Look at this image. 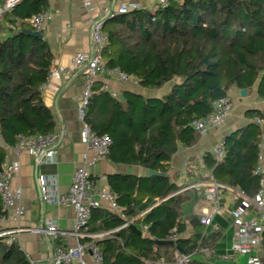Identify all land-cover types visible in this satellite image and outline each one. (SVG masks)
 Masks as SVG:
<instances>
[{
    "label": "trees",
    "instance_id": "trees-1",
    "mask_svg": "<svg viewBox=\"0 0 264 264\" xmlns=\"http://www.w3.org/2000/svg\"><path fill=\"white\" fill-rule=\"evenodd\" d=\"M47 8L48 0H20L2 14L0 135L12 146L20 135L55 130V119L41 89L49 77L53 51L44 37L25 31L34 30L29 18ZM104 29L108 40L101 54L107 69L127 72L146 89L157 90L167 83L170 87L161 96L125 90L119 98L94 81L85 120L98 135L110 137L107 157L158 174L117 172L108 176L122 212L146 225L145 234L134 232L130 225L121 227L127 219L120 214L95 207L87 231L107 234L82 240L97 244L102 264H176L177 249L191 253L210 242L202 236L194 215L189 220L195 235L183 236L187 227L183 204L196 189L180 190L183 186L170 177V161L180 147L198 142L200 135L192 121L210 113L215 100L241 88L264 100V0L172 1L154 10L135 8L118 13L105 20ZM245 117L241 127L224 136V156L216 159L207 150L202 164L211 179L252 197L261 187L262 127L255 118L264 120V107L246 109ZM4 159L0 148V168ZM172 234L175 244L156 241ZM260 247L264 264V231ZM0 264H30L9 235H0ZM190 264L206 263L193 259Z\"/></svg>",
    "mask_w": 264,
    "mask_h": 264
},
{
    "label": "crops",
    "instance_id": "crops-1",
    "mask_svg": "<svg viewBox=\"0 0 264 264\" xmlns=\"http://www.w3.org/2000/svg\"><path fill=\"white\" fill-rule=\"evenodd\" d=\"M4 1L0 0V9H2ZM86 1H90L92 11H88L85 5ZM121 3H137L140 8L155 9V4L151 0H48L47 19L42 32L53 51L51 68H69L72 58L77 52L96 54L97 50L94 49L91 41L89 18L91 16L104 17L110 10L116 11ZM2 14L3 12L0 10V22L3 24L5 21H3ZM102 60L106 63L104 58ZM95 80L100 81L102 85L107 83L112 90L118 92L119 98L125 90H134L148 96H161L168 91L166 84L157 90L146 89L138 84L123 82L110 72L98 73ZM87 82L88 78L83 72L74 74L65 72L61 75L49 76L47 82L41 86L43 101L55 119L53 132L62 133L55 156L37 157L29 149L22 150L17 156L13 146L7 144L0 135V148L5 152L2 166L14 159H18L21 164L20 170L10 178V182L14 187H21V205L24 208V215L16 218L4 209L0 198V229L20 228V231L9 235V240L14 239L19 244L30 260V264H53V256L59 246L69 247L80 240L69 233L75 222L74 206L58 203L54 198L67 192L75 168L80 166L84 160L86 142L82 131L83 123L78 115V98ZM168 86L170 87V84ZM149 90L152 92L149 93ZM239 90L232 89L229 93L236 102L240 103L237 104V111H231L218 129L211 130L206 136H200L195 145L180 147L170 161V177L183 186L180 190L195 188L196 195H202L197 198L193 193L192 197L183 204L182 218L187 226L183 236L192 237L195 235L196 228L189 220V216L194 215L201 224L202 236H205L206 240L210 242L208 246L212 248L213 255L207 260H204L200 255H194L193 259L206 264L232 262L247 264L248 260V255L232 250V238L237 231V225L231 217V209L239 203L235 199L236 188L228 185L220 187L217 192L218 198H216L207 192L205 185H202L211 179L208 177L210 171L205 169L202 164L203 153L211 150L219 139L241 127L247 121L246 109L253 106L264 107V100L257 99L255 93H247L246 96H242ZM248 97L253 101L249 102ZM93 154V151L89 152V156ZM258 161V166L261 163L264 164V155L263 159ZM117 172L143 176L148 173V169L141 165L116 163L108 157L101 159L91 167V174L96 184L109 191L111 190L108 176ZM41 176H45L47 179L46 193L42 191L39 182ZM100 207L126 218L122 209L116 211L105 202ZM205 213H209L212 217L211 223L208 225L200 222L201 215ZM258 216L259 211L253 206L248 208V212L245 214L246 218H257ZM126 219L128 220V218ZM51 221L57 223L61 232L54 234L28 229L45 228ZM132 224L136 225L142 234L147 232L143 231L141 225L135 220ZM169 237L167 239H170ZM176 251L181 250L177 249ZM255 252L260 255L261 247L255 249ZM85 257L88 261L90 260L87 253Z\"/></svg>",
    "mask_w": 264,
    "mask_h": 264
},
{
    "label": "built area",
    "instance_id": "built-area-1",
    "mask_svg": "<svg viewBox=\"0 0 264 264\" xmlns=\"http://www.w3.org/2000/svg\"><path fill=\"white\" fill-rule=\"evenodd\" d=\"M20 0H5L2 12L11 10ZM158 6H167L172 1L179 0H151ZM85 5L88 11H92L90 1H86ZM140 8L137 3H121L116 11L110 10L104 17L89 18L91 41L96 54L87 52H77L72 58L71 66L69 68H50L49 76L61 75L65 72L77 73L83 72L88 82L78 98V115L83 123V137L86 142V152L83 155V163L76 167L73 174L69 189L67 192L57 195L54 200L61 204H70L74 206L76 211L75 222L73 229L69 231L70 234L80 238L75 245L69 247L59 246L53 256V264H102L103 255L99 247L93 241H82L83 237L99 238L107 232H88V223L92 208L103 206V202L107 203L112 209L121 211V207L115 200L114 195L107 189L100 188L91 174V167L99 162L101 159L107 157L111 139L108 135H98L85 120L86 108L90 95L92 93L93 83L98 73L110 72L115 74L123 82H131L135 85L138 80L115 67L107 69L102 60V54L105 44L108 40V34L104 29L106 18H111L118 13H127L132 9ZM47 19V11H41L33 14L29 20L34 30L42 31ZM102 89L108 91L113 97H118V92L112 90L107 83L102 85ZM231 112L230 96H223L213 102V110L202 118L192 121V126L200 136H206L211 130L218 129L225 118ZM255 121L261 125V143L259 160L263 159L264 155V120L255 118ZM61 132H52L48 134L37 133L34 135H20L19 140L13 145L15 154L18 156L22 150L29 149L37 157L47 156L53 157L58 152V145L61 140ZM93 151V155L89 156V152ZM211 152L216 159H221L225 153V138L222 137L212 147ZM21 164L18 159H14L0 168V198L4 209L13 214L14 217H21L24 215V208L21 205V187H14L11 185L10 178L20 170ZM261 175V187L257 193L250 197L244 191L235 189V199L239 203L231 209V217L237 225V231L232 238V250L234 252L248 255L247 264H263L259 255L255 252L260 246L262 239V232L264 231V164L258 166ZM42 191L46 193L47 179L45 176L39 178ZM201 185V184H196ZM202 185L207 187V192L217 197V192L220 187L225 185L210 179L209 182H204ZM47 198V197H46ZM255 207L259 211V216L246 218L245 214L248 208ZM123 215V214H122ZM211 215L209 213L202 214L200 222L208 225L211 223ZM135 219H128L121 227L128 226L134 222ZM143 231H147L146 225H141ZM31 230H41L43 232L57 234L61 232L58 229L57 223L51 221L45 228H28ZM18 229H6L0 231V235H10ZM174 239L175 235L169 237ZM10 239L9 241H11ZM86 253L90 260L86 259ZM194 255H200L204 260H207L213 255V250L208 245H199L193 252L187 253L183 251H176V264H190Z\"/></svg>",
    "mask_w": 264,
    "mask_h": 264
},
{
    "label": "water",
    "instance_id": "water-1",
    "mask_svg": "<svg viewBox=\"0 0 264 264\" xmlns=\"http://www.w3.org/2000/svg\"><path fill=\"white\" fill-rule=\"evenodd\" d=\"M26 32L34 35V36H38V37H43V32L42 31H38V30H32V29H25ZM239 93L242 95V96H246L247 95V89L246 88H241L239 90ZM120 98H123V95L120 94ZM152 174H158L157 171L155 170H152V169H149L148 170V175H152ZM130 227L131 229L138 233V234H142V231L140 229L137 228L136 225L134 224H130ZM158 243L160 244H174L175 243V240L173 239H163V240H156Z\"/></svg>",
    "mask_w": 264,
    "mask_h": 264
},
{
    "label": "rangeland",
    "instance_id": "rangeland-1",
    "mask_svg": "<svg viewBox=\"0 0 264 264\" xmlns=\"http://www.w3.org/2000/svg\"><path fill=\"white\" fill-rule=\"evenodd\" d=\"M168 84H169V83L166 84V85H167V89H169ZM165 87H166V86H165ZM151 92H152V90H149V93H151ZM230 95H231V94H230ZM230 95H229V96H230ZM230 99H231V111H237V108H238L237 104L239 105L240 103L236 102V101L234 100V97H233L232 95H231ZM247 99L249 100V102H252V101H253V99L250 98V97H248ZM250 100H251V101H250Z\"/></svg>",
    "mask_w": 264,
    "mask_h": 264
}]
</instances>
